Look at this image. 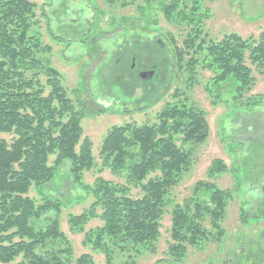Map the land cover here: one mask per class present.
I'll use <instances>...</instances> for the list:
<instances>
[{
	"label": "trees",
	"instance_id": "1",
	"mask_svg": "<svg viewBox=\"0 0 264 264\" xmlns=\"http://www.w3.org/2000/svg\"><path fill=\"white\" fill-rule=\"evenodd\" d=\"M104 1L109 7L133 6L139 17L159 10L176 28V34L168 32L173 73L187 71L193 78L198 65L211 70L209 90L215 102L226 89L236 112H252L264 104L262 94L245 99L256 82L255 73L264 79V31L259 37L233 32L214 39L206 29L210 10L204 7L205 0ZM37 7L31 0H0V133L12 136L9 141L0 138V264H96L88 253L74 258L60 227L62 203L49 195L41 203L29 196L32 187L44 194L65 163L75 182L96 164L93 142L83 137L87 105L80 98L76 104L60 71L40 57L51 47L31 33ZM130 25L138 27L137 22H124L123 27L129 30ZM183 94L179 89L174 92L176 100L165 104L155 123L114 125L103 140V166L126 183L99 176L91 187L90 208L72 215L70 223L82 231L91 218H101L103 225L90 230L84 242L105 253L108 264L116 250L138 254L156 250L170 191L194 164L192 147L178 141L201 144L210 135L207 112ZM226 170L227 164L218 158L209 173L212 177ZM132 185L141 187L142 193L130 194ZM232 198L231 189L199 180L184 203L174 205L168 245L174 263L190 246L224 239L222 224Z\"/></svg>",
	"mask_w": 264,
	"mask_h": 264
},
{
	"label": "rangeland",
	"instance_id": "2",
	"mask_svg": "<svg viewBox=\"0 0 264 264\" xmlns=\"http://www.w3.org/2000/svg\"><path fill=\"white\" fill-rule=\"evenodd\" d=\"M31 1L38 5L31 33L51 47L40 57L60 71L70 96L78 106V99L83 100L89 111L82 118L83 137L93 142L95 166L84 171L81 182H75L69 163H65L46 185L44 194L36 187L29 192L38 203L46 195L62 203L58 214L60 227L71 242L74 258L88 253L96 264H108L105 253L84 242L90 230L103 225L101 218H91L80 231L72 227L70 217L90 208L94 200L91 187L99 176L126 183L123 176L103 166L100 149L109 129L130 122L155 123L157 113L167 102L176 100L174 92L179 89L184 92L183 98L188 97L207 112L210 135L201 144L178 141L185 148L192 147L194 164L170 191L156 250L141 254L116 250L111 264H264V104L252 112H236L233 97L226 89L215 102L209 90V79L214 74L201 65L193 78H189L187 71L175 76L168 54V32L176 34V28L157 9L139 17L133 6L109 7L104 0ZM204 7L210 10L206 29L214 39L233 32L244 38L259 37L264 31V0H205ZM124 22H137L138 27L130 25L127 30ZM133 57L135 69L131 68ZM153 64H158V74L144 83L138 72ZM255 76L256 82L245 99L264 95V79L258 73ZM104 96L117 105L105 107L97 103ZM11 137L0 133V138L8 141ZM218 158L227 164V170L211 177L210 166ZM199 180H210L233 191L222 224L226 234L220 242L190 246L187 255L174 263L168 254L171 211L175 204L184 203ZM140 189L132 185L129 193L138 196ZM20 261L21 257L17 258L16 262Z\"/></svg>",
	"mask_w": 264,
	"mask_h": 264
},
{
	"label": "flooded vegetation",
	"instance_id": "3",
	"mask_svg": "<svg viewBox=\"0 0 264 264\" xmlns=\"http://www.w3.org/2000/svg\"><path fill=\"white\" fill-rule=\"evenodd\" d=\"M133 63H132V65H131V68L132 69H135V66H136V62H135V57H133V61H132ZM172 64V63H171ZM158 70H159V66H158V64H153V65H151L150 66V68L148 69V67L147 68H143V69H141V70H139V72H138V77L139 78H141L140 77V73H143V72H145V71H153L154 72V75H153V77L155 76H157V74H158ZM152 77V78H153ZM141 80H143L142 78H141ZM148 81V80H147ZM147 81H144L143 80V82L145 83V82H147ZM99 100L100 99H109L110 100V105H108L109 107H111V106H113V105H117V102H115V103H113V101L110 99V98H108L107 96H104V97H101V98H98ZM97 99V100H98ZM99 100L97 101V103H100L99 102ZM105 107H107V106H105ZM263 259H264V257H263ZM229 264V263H228ZM232 264H239V263H232ZM253 264H259V263H253Z\"/></svg>",
	"mask_w": 264,
	"mask_h": 264
},
{
	"label": "water",
	"instance_id": "4",
	"mask_svg": "<svg viewBox=\"0 0 264 264\" xmlns=\"http://www.w3.org/2000/svg\"><path fill=\"white\" fill-rule=\"evenodd\" d=\"M153 75H154L153 71H145L143 73H140V77L144 81L151 80ZM99 102L104 104V105H106V106L110 105V100L109 99H100Z\"/></svg>",
	"mask_w": 264,
	"mask_h": 264
}]
</instances>
